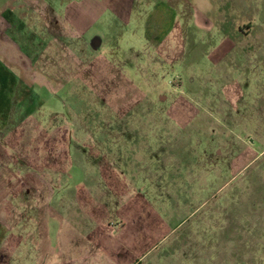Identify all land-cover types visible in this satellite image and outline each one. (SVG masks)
Returning a JSON list of instances; mask_svg holds the SVG:
<instances>
[{"label": "rangeland", "instance_id": "rangeland-1", "mask_svg": "<svg viewBox=\"0 0 264 264\" xmlns=\"http://www.w3.org/2000/svg\"><path fill=\"white\" fill-rule=\"evenodd\" d=\"M210 3L0 0V264H264V0Z\"/></svg>", "mask_w": 264, "mask_h": 264}, {"label": "flooded vegetation", "instance_id": "flooded-vegetation-1", "mask_svg": "<svg viewBox=\"0 0 264 264\" xmlns=\"http://www.w3.org/2000/svg\"><path fill=\"white\" fill-rule=\"evenodd\" d=\"M52 1H54V0H41V3L43 5L42 6L43 12L40 13V17L36 21V22H38V24L43 22L41 18L42 17L44 18V16H47L49 18V22H52V24H53V21H54V19L52 20V17H54V18L56 17L57 19H58V17H62V18L64 17L67 20L70 17L67 13L65 14L62 11V8L63 9L67 8L69 5H71L73 3L74 0H56L57 1L56 3L52 2ZM163 1H169V0H163ZM185 1L186 0H184V2ZM190 1L193 3V7L198 12V13L195 12L197 14V16L198 15L201 16V20L200 21L202 22V24H206L207 21H208L207 19H214L213 15H212L213 5H212V3H210V0H190ZM157 2H159V1H157ZM160 4L161 3L159 2L157 5L160 6ZM162 4H164V3H162ZM182 6H183V4L181 3L180 7H182ZM253 12H255V11H253ZM193 15H194V13H193ZM137 17H138V15H137ZM55 23H57V21ZM52 24L49 26L48 29H45V28H43V26H41V29H40L41 33L42 32L43 33L44 32L45 33H58L59 30L53 29ZM7 27H8L7 19H4L3 17H1L0 18V53L6 54L8 60L10 62H12V63H14V64H16V65H18L20 67L26 68V66H27V68H29L28 73L32 75L31 69L33 68V66H32L31 62L28 61L29 59L26 58V56H24L20 52V50L17 47L16 43H13V42L9 41L4 36V32H5ZM241 31L243 33H248V32H246L245 30H242V29H241ZM254 34L255 33H252V34L249 33L248 35L252 36ZM95 36H98V35L97 34L93 35L92 39H94ZM91 40H89V47H90ZM102 47H103V40H102V45H101L99 50H101ZM254 206L255 205H253V207ZM260 207H261V210H260L259 213L260 214L262 212L264 213V207L263 206H260ZM197 209H199V208H197ZM250 210H251V208H248V211H250ZM232 223H234V222H232ZM234 224L242 226L241 227L242 230H244V229H246L248 227V224L244 225L245 224L244 222L243 223H234ZM238 229L239 228L235 229V231L238 230ZM250 229L251 228L248 227L247 230H250ZM246 231L244 233L240 232L243 235V238L245 237L244 234H246ZM195 233L196 232H194V231H192V232L188 231L187 235L183 236L184 241H188L190 239H194ZM235 234H232L233 239H230L228 237L227 243L224 244V246H225V247H223L224 249H221L222 254L220 255V258L218 256H214V255H211V256L207 255V258H205V259H199V260L191 259L192 260L191 262L192 263H198V264L200 262L202 264H210V263H214L215 260L217 262L218 260H221L223 258L222 261L225 264H227V263L228 264H260L261 258L259 259V256H257L255 254V251H253V253H252L253 256H251L250 253H247V254H240L239 253V249L238 248H239L240 245H242V247H243L245 244L246 245H251V244H250V241H249V243H246V240H245V242H242V244H240L238 242L239 241L238 235L236 236ZM191 236H193V238H191ZM243 241H244V239H243ZM252 247L255 250L254 246H252ZM190 255H194V254L188 253L187 256L181 260L180 264H192L191 262L190 263H185L187 257L188 256L191 257Z\"/></svg>", "mask_w": 264, "mask_h": 264}, {"label": "water", "instance_id": "water-1", "mask_svg": "<svg viewBox=\"0 0 264 264\" xmlns=\"http://www.w3.org/2000/svg\"><path fill=\"white\" fill-rule=\"evenodd\" d=\"M102 45V39L99 36H95L94 39L91 40L90 47L95 53L100 49Z\"/></svg>", "mask_w": 264, "mask_h": 264}]
</instances>
